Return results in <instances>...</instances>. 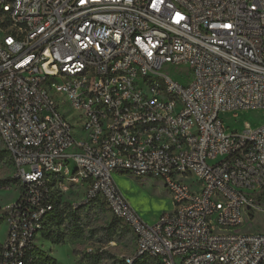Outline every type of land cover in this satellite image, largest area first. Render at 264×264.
<instances>
[{
    "label": "built area",
    "instance_id": "1",
    "mask_svg": "<svg viewBox=\"0 0 264 264\" xmlns=\"http://www.w3.org/2000/svg\"><path fill=\"white\" fill-rule=\"evenodd\" d=\"M248 109L264 111V0H0V142L22 197L0 264H25L47 197L102 201L126 264H264V122L220 118ZM118 172L159 179L172 209L145 221Z\"/></svg>",
    "mask_w": 264,
    "mask_h": 264
},
{
    "label": "rangeland",
    "instance_id": "2",
    "mask_svg": "<svg viewBox=\"0 0 264 264\" xmlns=\"http://www.w3.org/2000/svg\"><path fill=\"white\" fill-rule=\"evenodd\" d=\"M180 69L183 70L182 74L186 73L184 72L186 67L182 66ZM220 118L228 131L240 132L247 127L254 130L263 124L264 111L248 109L223 112L220 113ZM0 149H3L1 142ZM10 171L11 167L8 163L0 164V178L10 176ZM114 181L139 216L148 223L154 222L161 214L172 208L170 196L157 178H136L128 173L118 172L114 174ZM18 196L19 187L16 185L8 189H0V216L5 214L6 209L16 201ZM88 209L92 226L86 229L81 238L66 239L62 244H53L49 240L40 239V235L37 236L36 243L56 259V264H88L86 260L90 256L100 253L120 260L132 253L134 249L132 237L129 233H122L119 223L116 235L110 241H105L101 228L107 226L113 219L106 205L93 203ZM257 222L260 223L259 220ZM6 230L7 226L3 220L0 223V243L5 239ZM110 261L103 259L100 264H107Z\"/></svg>",
    "mask_w": 264,
    "mask_h": 264
},
{
    "label": "trees",
    "instance_id": "3",
    "mask_svg": "<svg viewBox=\"0 0 264 264\" xmlns=\"http://www.w3.org/2000/svg\"><path fill=\"white\" fill-rule=\"evenodd\" d=\"M10 163V157L6 150L0 149V164ZM19 185V181L11 176L0 178V189H8L11 186ZM22 200V197L17 199V205ZM46 203L51 205V210L45 215L46 222L40 230L39 235L42 240H49L53 244H62L66 239H79L84 234L87 228L91 227L89 206L93 203L104 204L102 201L95 199L88 205L79 206L73 209L68 202H60V198L47 197ZM105 205V204H104ZM4 220V216H0V223ZM119 221L113 217L111 222L101 228L104 234L105 241H110L119 230ZM120 224V223H119ZM122 233L128 234L125 228H122ZM1 247V244H0ZM106 256V257H105ZM103 259L111 260L107 264H126L125 259H115L110 255L103 253L90 256L86 260L88 264H100ZM23 260L25 264H56V259L48 252L42 250L37 244H33L23 252ZM153 264V259L148 257H138L133 264Z\"/></svg>",
    "mask_w": 264,
    "mask_h": 264
},
{
    "label": "crops",
    "instance_id": "4",
    "mask_svg": "<svg viewBox=\"0 0 264 264\" xmlns=\"http://www.w3.org/2000/svg\"><path fill=\"white\" fill-rule=\"evenodd\" d=\"M172 209V208H171ZM169 212V211H168ZM41 239V238H40ZM37 244V243H36ZM38 245V244H37ZM39 246V245H38Z\"/></svg>",
    "mask_w": 264,
    "mask_h": 264
}]
</instances>
